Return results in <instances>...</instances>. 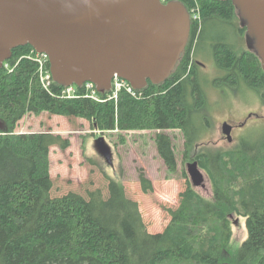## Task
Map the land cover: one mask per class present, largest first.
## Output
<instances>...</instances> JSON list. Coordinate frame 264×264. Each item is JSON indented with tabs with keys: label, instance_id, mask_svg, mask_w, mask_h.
Here are the masks:
<instances>
[{
	"label": "trees",
	"instance_id": "1",
	"mask_svg": "<svg viewBox=\"0 0 264 264\" xmlns=\"http://www.w3.org/2000/svg\"><path fill=\"white\" fill-rule=\"evenodd\" d=\"M179 1L188 11L198 7L200 19L191 20L189 40L167 80L148 82L134 94L96 92L94 99L84 84L68 97L55 82L47 90L29 55L32 47L12 49L0 68V264H264V136L230 149L203 145L192 153L210 124L196 61L200 47L195 53L193 45L200 41L212 50L221 73L213 83L220 88L242 85L264 95L261 60L244 45L245 28L230 0ZM43 112L85 119L105 133L154 130L170 172L178 164L166 131L180 130L184 157L194 154L212 197L202 196L187 179L178 205L168 210V224L150 233L138 203L112 178L107 196L99 188L53 196L50 148L66 149L69 139L49 131H15L24 116ZM138 179L144 192L152 191L143 170ZM233 214L244 218L247 235L232 250Z\"/></svg>",
	"mask_w": 264,
	"mask_h": 264
},
{
	"label": "water",
	"instance_id": "2",
	"mask_svg": "<svg viewBox=\"0 0 264 264\" xmlns=\"http://www.w3.org/2000/svg\"><path fill=\"white\" fill-rule=\"evenodd\" d=\"M245 28V45L264 70V0H230ZM190 14L179 0H0V68L12 49L31 46L48 57L53 82L91 83L108 92L114 76L143 89L167 80L190 34ZM232 125L222 132L232 140ZM95 148L111 162L104 137ZM193 187L204 186L198 162L186 164ZM232 216V215H231Z\"/></svg>",
	"mask_w": 264,
	"mask_h": 264
},
{
	"label": "rangeland",
	"instance_id": "3",
	"mask_svg": "<svg viewBox=\"0 0 264 264\" xmlns=\"http://www.w3.org/2000/svg\"><path fill=\"white\" fill-rule=\"evenodd\" d=\"M235 37L232 36L231 39ZM237 42V40H236ZM240 45L241 41L238 40ZM244 43V41H243ZM245 45V44H244ZM197 59L202 73V86L207 97L210 124L192 153H197L203 145L212 149H230L235 145L254 143L264 136V95L242 85L232 89L216 87L214 80L220 77L210 47H205ZM234 126L232 140L228 141L222 124ZM16 132L49 131L68 138L66 149L58 146L50 148V176L53 182L52 195L61 196L68 192L87 195V191L101 189L108 194V179L122 184L126 195L136 201L148 232L162 231L170 220L169 209L179 202V194L186 187L189 176L186 164L192 157H184V139L180 130H167L173 137L178 168L170 172L158 154L153 140L154 130H132L127 132H100L93 130L89 121L82 118L52 115L46 112L38 115L27 114L16 126ZM104 137L111 149V162L95 148V140ZM143 170L152 182L153 189L144 192L138 179ZM183 170L186 178L183 177ZM204 186L195 187L206 198L212 197L210 180L203 171ZM231 219V249L237 248L246 238L244 218L235 214Z\"/></svg>",
	"mask_w": 264,
	"mask_h": 264
},
{
	"label": "built area",
	"instance_id": "4",
	"mask_svg": "<svg viewBox=\"0 0 264 264\" xmlns=\"http://www.w3.org/2000/svg\"><path fill=\"white\" fill-rule=\"evenodd\" d=\"M162 1L166 2L168 0H162ZM189 13H190L191 20L198 21L200 19L198 7L196 8L192 7ZM29 55L32 59H34L38 63L39 76H40V81H41L42 86L45 89L49 90L53 80H52V77L49 71L47 55L44 53H38L35 50H33V52H30ZM85 85H86V88L91 89L90 96L94 99H99L96 94L97 91L95 90L94 86L91 83H86ZM121 89H126L128 92L132 94L136 92V90H134L128 82H126L125 80L117 76H114V78L112 79V83H111V95L113 97H116L118 91ZM62 93L63 95L68 96V97L74 96L75 86L64 87V89L62 90Z\"/></svg>",
	"mask_w": 264,
	"mask_h": 264
},
{
	"label": "flooded vegetation",
	"instance_id": "5",
	"mask_svg": "<svg viewBox=\"0 0 264 264\" xmlns=\"http://www.w3.org/2000/svg\"><path fill=\"white\" fill-rule=\"evenodd\" d=\"M245 31H246V29H245ZM189 40V39H188ZM200 42V41H199ZM199 42H196L194 45H193V52H195L196 53V50L198 49L199 50V52H201V51H203V49H204V46L203 45H199ZM185 50V49H184ZM200 56H201V53L199 54ZM196 61L200 64L201 62L199 61V60H197L196 59ZM234 128V126H232V129ZM232 132V131H231ZM226 138V137H225Z\"/></svg>",
	"mask_w": 264,
	"mask_h": 264
}]
</instances>
